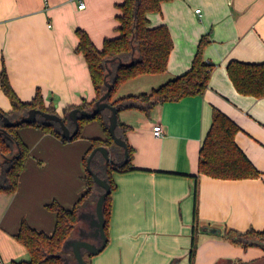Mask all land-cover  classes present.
Masks as SVG:
<instances>
[{
  "label": "crops",
  "instance_id": "obj_1",
  "mask_svg": "<svg viewBox=\"0 0 264 264\" xmlns=\"http://www.w3.org/2000/svg\"><path fill=\"white\" fill-rule=\"evenodd\" d=\"M80 1L84 8L78 6ZM120 1L0 0V72L6 70L17 96L30 101L39 90L45 106L62 117L69 106L91 103L96 94L85 57L76 50L77 29L101 48L106 38L118 34ZM148 17L151 26L165 24L171 34L167 68L131 78L139 79V91L121 96L115 92L110 101L149 93L183 74L204 35L210 41L203 55L214 68L207 85L195 94L147 109L118 110L121 125L116 130L131 149L130 165L135 169L111 173L115 188L108 240L90 256V264H225L260 259L263 249H244L224 239L222 232L264 230V96L238 92L227 71L232 59L264 62V0H165L161 10ZM0 109L11 110L1 87ZM215 109L237 124L235 141L259 170L258 176L231 179L199 173L200 148ZM158 122L163 127L159 137L152 129ZM18 133L30 155L16 190H0V264L30 259L29 249L16 236L22 221L48 234L54 231L56 213L47 205L52 201L67 208L75 205L87 186L83 158L91 139L107 138L97 119L82 123L80 136L68 141L34 125L20 126ZM89 210L84 217L94 227V209ZM204 226L222 232L210 233ZM72 235L71 239H80ZM193 239L196 247L190 260Z\"/></svg>",
  "mask_w": 264,
  "mask_h": 264
},
{
  "label": "trees",
  "instance_id": "obj_2",
  "mask_svg": "<svg viewBox=\"0 0 264 264\" xmlns=\"http://www.w3.org/2000/svg\"><path fill=\"white\" fill-rule=\"evenodd\" d=\"M163 1L165 0H121L117 3L119 10L117 14L118 34L106 38L101 48L94 45L84 30L77 29L79 42L76 50L85 57L96 94L91 103H83L78 108L92 110L95 102L108 91L106 100L117 106L118 109L131 107L147 109L164 101L178 100L184 96L195 94L207 85L214 64L204 58L203 49L210 41L208 36L204 35L199 40L190 68L183 74L166 81L149 93L126 95L110 101L119 85L126 80L143 73L162 72L167 68L169 54L173 48L171 34L165 24L151 26L148 17L149 13L161 10ZM227 71L238 92L257 98L264 96V62H244L232 59L227 64ZM0 87L11 102L9 112L0 109V127L5 128V131L0 129V190L14 192L30 155L28 146L18 133L20 126L34 125L56 135L63 141L69 139L63 135L60 122L44 118L40 114L32 122L13 126L6 125L2 118L3 115L16 121L28 115L33 109L56 112L51 106H45L39 90L32 100H21L13 90L4 68L0 72ZM73 108L76 107H67L65 109L66 115L62 117L64 123L69 127V122H72L74 126L72 118H69V111ZM106 111L110 112L106 108L91 118L79 114V129L71 139L80 136L82 123L93 119L100 121L107 138L105 140L92 138L91 146L83 160L86 166L87 157L91 150L99 145L109 149L111 157L115 160L114 164L106 161L101 153L97 152L93 157L91 166L99 176L109 182L112 192L115 188L111 176L112 171H126L135 168L130 165L131 149L129 146L128 162L120 165L124 161L117 160L112 155V151L120 146L115 143L109 133L110 118L109 115H106ZM120 125L118 124L119 127ZM237 130L238 126L234 121L220 110L215 109L211 127L200 148L199 173L215 178L231 179L259 175V170L235 141L234 136ZM116 135L124 138L118 129ZM85 181L86 190L74 206L67 208L57 201H52L47 205L56 213V225L51 234L35 229L25 221L21 222L16 236L29 249L30 259L16 262V264H64L67 251L64 248V243L73 234L82 207L89 205L88 198L95 193L96 188L99 190L98 193L103 191V188L96 184L88 171ZM194 190L196 192V186ZM111 192L107 195L103 205L106 233H108V221L111 212ZM222 237L232 244L242 246L244 249L259 247L264 250V230H256L252 227L244 231L227 228L223 230ZM195 247L196 244L193 239L190 260H193ZM90 256L91 254L88 252L87 256H84L86 264H90Z\"/></svg>",
  "mask_w": 264,
  "mask_h": 264
},
{
  "label": "water",
  "instance_id": "obj_3",
  "mask_svg": "<svg viewBox=\"0 0 264 264\" xmlns=\"http://www.w3.org/2000/svg\"><path fill=\"white\" fill-rule=\"evenodd\" d=\"M108 91L95 102V106L93 107L92 110H85L81 108H73L70 112V116L72 117L74 121V129H71L69 126H67L64 121L62 116H60L57 113H51V112H46L41 109H33L28 115L22 117L19 120L13 121L11 120L8 116L3 115V120L4 123L8 126H13V125H19L24 122H32L36 119L37 115H42L44 117L54 119L58 122H60L62 129H63V135L71 139L78 131L79 129V114L86 118H91L95 116L98 112H100L103 109H109L111 114H110V124H109V133L113 137L115 143L119 146H121L124 149L125 153V160L122 162L120 165L123 163L128 162L129 160V151H128V145L127 142L125 141L124 138L119 137L116 135V127L118 125V107L111 104L109 101H107L108 97ZM2 131H5V128L0 127ZM99 152L103 156V158L106 161L111 162L112 164L115 163V160L111 157L110 151L107 147L103 145H99L95 148H93L87 157L86 161V169L87 171L93 176L94 181L96 184H98L101 188H103V191L98 194L96 203H95V208H94V216H93V221L92 223L94 224L93 230L91 231L92 237L97 239L96 242H93L89 239L85 238H80V239H67L64 243V248L67 249L69 246L72 249L73 255L76 259L75 263H72L65 259L64 264H86V260L84 258V253L87 251L89 254L93 255L98 252H100L105 245L107 244L108 236L107 233L105 232V218H104V213H103V205L106 200L107 195L111 192V187L109 182L99 176L92 168L91 163L93 160L94 155ZM204 231L210 232V233H221L222 229L219 227H214V226H204L203 227Z\"/></svg>",
  "mask_w": 264,
  "mask_h": 264
},
{
  "label": "rangeland",
  "instance_id": "obj_4",
  "mask_svg": "<svg viewBox=\"0 0 264 264\" xmlns=\"http://www.w3.org/2000/svg\"><path fill=\"white\" fill-rule=\"evenodd\" d=\"M138 85H139V79H131V81H129L128 83H125L123 85H120L118 87V89L116 90V96H121L125 93H128V91L130 92H138L139 90H137L138 88ZM44 117V116H43ZM70 114H69V118H70ZM44 118H47V117H44ZM47 119H50V118H47ZM52 120V119H51ZM70 125H72L71 129H74V126L73 124L71 123ZM119 146V145H118ZM121 147V146H120ZM117 147L115 148V150L112 151V155L114 156L115 159L117 160H125V153H124V149L121 147ZM97 167V166H96ZM97 191V192H96ZM99 190H95V193H93V195H91L89 198H88V201H89V205H91L93 207V209L95 208V203H96V200H97V195L99 194L98 193ZM91 206L88 208V209H84L88 206H84L82 207L84 210H82L79 214V220L77 222V226H76V230L75 232H73V237H76V238H85V239H89V240H93V242H96L97 240L94 239L91 235V231L93 230L92 226H91V220L90 219H87L85 218L84 216H87L88 217V214L90 213V208ZM93 213V212H91ZM85 214V215H84ZM81 215H83L81 217ZM91 226V227H90ZM81 227H84V228H81ZM84 229V231H80V229ZM98 242V241H97ZM66 253L65 255H68V258L70 259V262L72 263H75L76 262V259L75 257L73 256V253H72V249L70 248V246L66 249ZM264 251V250H263ZM85 255L84 256H87V252L84 253ZM88 259V258H87ZM220 264H224V263H220ZM225 264H264V256L262 258H255V259H250V260H241V259H237L235 261H229V262H226Z\"/></svg>",
  "mask_w": 264,
  "mask_h": 264
},
{
  "label": "built area",
  "instance_id": "obj_5",
  "mask_svg": "<svg viewBox=\"0 0 264 264\" xmlns=\"http://www.w3.org/2000/svg\"><path fill=\"white\" fill-rule=\"evenodd\" d=\"M80 8H84L85 7V3L83 1H80L79 5ZM197 11H200V9H197ZM153 133L155 136L159 137L163 134V127L162 124L160 122L153 124Z\"/></svg>",
  "mask_w": 264,
  "mask_h": 264
},
{
  "label": "flooded vegetation",
  "instance_id": "obj_6",
  "mask_svg": "<svg viewBox=\"0 0 264 264\" xmlns=\"http://www.w3.org/2000/svg\"><path fill=\"white\" fill-rule=\"evenodd\" d=\"M85 252H87V251H85Z\"/></svg>",
  "mask_w": 264,
  "mask_h": 264
}]
</instances>
